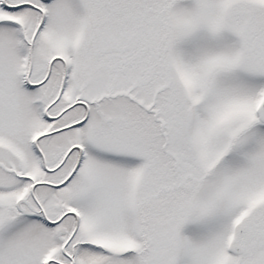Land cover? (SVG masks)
Masks as SVG:
<instances>
[{"label":"snow or ice","instance_id":"snow-or-ice-1","mask_svg":"<svg viewBox=\"0 0 264 264\" xmlns=\"http://www.w3.org/2000/svg\"><path fill=\"white\" fill-rule=\"evenodd\" d=\"M0 264H264V0H0Z\"/></svg>","mask_w":264,"mask_h":264}]
</instances>
